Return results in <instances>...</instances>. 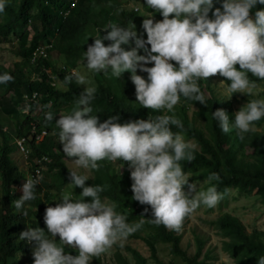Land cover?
Listing matches in <instances>:
<instances>
[{
  "label": "clouds",
  "instance_id": "1",
  "mask_svg": "<svg viewBox=\"0 0 264 264\" xmlns=\"http://www.w3.org/2000/svg\"><path fill=\"white\" fill-rule=\"evenodd\" d=\"M100 1L105 8L133 10L140 18L121 24L106 16L102 8L93 10L87 0H52L55 4H65L62 19L81 26L85 33L90 32V39L84 49L75 45L80 56L74 67H64L60 58L58 65V57L50 56L53 52L57 56V52L48 50L54 38L60 41L59 30L63 26L74 30L68 24L60 26L52 37H47L48 42L34 49L33 55L53 58L57 66L66 70L65 76L50 74L41 91H24L16 103L1 107L11 125L21 126L23 121L31 125L35 143L59 129L56 137L59 144L52 147L51 154H56L60 161V185L42 189L43 200L45 195H52L51 201H44L45 212L41 218L37 213L31 216L34 227L27 226L25 230L23 227L17 233V240L27 250L24 252L27 264H90L93 257L112 259L117 250L124 257L130 255L127 248L133 247L125 242L136 239L128 235L140 232L138 229L146 217L129 225L132 222H126L124 214L116 212L115 200L102 195L111 184L97 182V177H120L126 181L133 199L151 206L150 222L179 234H183L189 215L197 208L202 205L214 208L223 199L215 186L191 197L195 191L192 182L205 179L191 180V174L182 170L181 161L194 159L195 145L173 133V127L183 128L179 119L162 115L154 120L138 119V116L120 120L118 115L107 113L104 103L101 110L93 107L95 100L113 98L117 89L129 87L131 107L162 110L164 114L165 110L173 111L181 96L206 105L197 84L199 79L220 76L228 86L227 99L236 92L253 94L256 85L250 81L249 73L264 80V10H256L252 15V9L257 4L264 5V0H223L222 10L213 9V0ZM210 10L212 19L208 16ZM18 11L0 0V22L1 17L5 19L4 12L15 15ZM80 64H84L87 74H92L93 87L81 88L87 83L86 78L72 72ZM94 75L100 79L96 80ZM40 78L36 72L30 76L33 81ZM13 79L8 73L0 75V83ZM73 80L77 84L70 89ZM47 89L61 95L47 96L44 94ZM66 93L72 98L71 104L65 102ZM213 94L218 98L214 91ZM12 95L13 91L8 92L3 102ZM69 105L75 106L71 114L66 109ZM212 116L224 133L235 128L243 138L253 130L254 122L264 117V100L248 102L246 108L235 112L233 122L223 109L215 110ZM19 140L21 145L17 143ZM13 144L14 152L22 156L24 169H29L32 148L26 137L14 135ZM34 161L37 166L22 178L23 194L15 201L17 209L36 198L34 188L43 176L56 175V167L48 170L52 155H42ZM208 179L218 181L220 177L212 173ZM87 183L92 186H86ZM120 187L123 188L121 184ZM65 248L78 254H67ZM110 249L113 252L107 257ZM18 252L22 256V249ZM258 264H264V256Z\"/></svg>",
  "mask_w": 264,
  "mask_h": 264
},
{
  "label": "trees",
  "instance_id": "2",
  "mask_svg": "<svg viewBox=\"0 0 264 264\" xmlns=\"http://www.w3.org/2000/svg\"><path fill=\"white\" fill-rule=\"evenodd\" d=\"M87 2L93 10L102 8L106 16L114 17L121 24L135 22L140 18V15L133 10H114L113 7L109 6L105 8L100 0H87ZM5 3L7 6L19 9V11L15 15L4 12L5 19L1 17L0 22V41L16 40L15 54L19 60L12 62L10 66L0 64V75L8 73L14 77L11 82L0 83V264H22L21 260H17L16 252L22 249L21 257H24L27 255V253L24 254L27 250L17 240L19 237L17 233L23 227L24 230L27 226L34 227L31 216L37 213L41 218V213L45 212L44 201H51L52 195H45L43 200L40 196L42 189H50L60 185L62 177L60 161L56 159V154H51L52 147L59 144L56 140L59 129L55 128L54 134L46 136L42 142L35 143L30 130L31 125H28L26 121H23L21 126H17L15 123L11 125L7 120L8 118L4 116L1 107L16 103L24 91H41V88L47 85L44 81L50 74L58 77L65 76L66 70L57 66L53 58L49 56L40 58L33 55L34 49L40 43L48 42L47 39L49 38L47 37H52L60 26L68 24L74 30L63 28V26L59 30V34L60 41L64 44L62 45L57 38H54V43L48 51H56L57 57L62 59L64 67L76 65V60L80 55L75 49V45L84 49L85 43L91 35L90 32L85 33L81 26H73V22L62 19L61 10L65 7L64 3L55 4L52 0H5ZM222 3L223 0H213V9L221 8L222 10ZM256 10H264V5L257 4L256 8L252 9L253 16ZM208 16L210 19L214 18L211 10ZM30 33L31 36L29 37ZM75 37L80 40L75 39ZM149 65L152 66V63ZM47 69H50V73L47 72ZM35 72L41 78L34 81L30 80L31 74ZM248 75L250 81L254 82L255 85L264 83V80L254 77L250 73ZM94 78L100 79L97 75H94ZM213 78L214 76L208 80H197L200 91L205 96L206 105L181 96L179 103L174 106L172 112L165 110L166 112L163 114L162 110H145L137 106L133 108L130 106L132 99L127 96L129 87L117 89L113 98L103 101L95 100L92 105L101 110L105 104L107 113L113 116L118 115L120 120L137 116L138 119L149 120H154L157 116L162 115L174 116L182 122L183 128L173 127V133L180 134L183 139L192 140L195 144L194 159L191 162H180L184 173L191 174V180L205 179L209 181V176L216 173L220 179L209 181L205 190L210 186H215L216 190L223 194V201L226 200L231 188H236L240 193L255 192L264 204V117L253 124L254 127L260 129H253L245 133L243 138L240 137L235 128L224 133L219 127L218 121L213 118L212 112L217 109L225 110L231 122L234 120V113L228 108L230 106L228 101H220L214 96L211 89ZM226 82L228 85L230 84V81ZM75 84H77L75 80L70 82V89L75 87ZM10 91H13V95L6 102H3V98ZM44 94L53 97L61 95L60 92H53L49 89L45 90ZM237 97L238 94H235L234 98ZM65 102L67 104L72 103V98L68 93H66ZM73 105L66 107L69 114L75 107ZM14 114L17 115L16 112ZM202 125L203 127H201ZM14 135L25 136L32 148V151H29L31 166L27 170L18 168L12 159L11 154L15 150ZM42 155L53 156V161L47 165L49 171L54 167L57 168L54 171L56 175L53 173L50 176H43V179L34 188L36 198L32 201H26L20 209H17L15 201L20 199L23 192L18 193L16 186L28 172L32 173L31 170L34 166H37L34 163V158H39ZM64 178L68 179L67 171H65ZM96 181L111 184L112 187L102 195L115 200L116 212L124 214L126 222L138 221L140 218L146 217L143 219L142 227L138 229L140 232H134L128 236L144 241L148 246L149 255L140 253L136 248H127L130 250V255L124 257L117 250L112 258V264H162L158 252L159 243L167 244L169 253L177 257L182 264H205L209 259H215V256L202 253L201 240H197L195 252L188 254L181 246L182 233L169 230L163 225L152 224L150 222L152 219L151 206L141 204L133 199V192L128 189V183L120 177L117 179L110 176L97 177ZM120 184L123 188L120 187ZM86 186L92 185L87 183ZM100 198L102 199L101 196ZM52 203L55 202L52 201ZM212 209L214 208L208 207L206 211ZM206 223L223 238L221 249L231 258L232 264H258L259 258L264 256V231L254 229L247 232L244 225L230 214L207 220ZM134 224L136 222L129 225ZM57 243L59 244V242ZM64 251L71 255L78 254L76 250L70 251L65 248ZM30 262L32 261L30 260ZM90 264L108 263H105L102 256H99L93 257ZM169 264L176 263L171 260Z\"/></svg>",
  "mask_w": 264,
  "mask_h": 264
},
{
  "label": "rangeland",
  "instance_id": "3",
  "mask_svg": "<svg viewBox=\"0 0 264 264\" xmlns=\"http://www.w3.org/2000/svg\"><path fill=\"white\" fill-rule=\"evenodd\" d=\"M131 6V4L129 5ZM154 22L157 20L152 18ZM13 37V36H11ZM17 43L16 40H3L0 41V64L3 66H10L12 62L19 60V57L15 54ZM50 56L57 58L56 54L53 52L50 53ZM57 64H60V59H56ZM83 67V68H82ZM76 71L83 75L87 83L81 85V88L93 87L91 73L87 74L84 64H80L77 69H72V72ZM47 72H49L47 70ZM213 91L221 101H228L230 103L231 110L237 112L240 108H246L248 102L252 100H264V83L258 84L253 89L252 95H247L245 93L236 92L231 95L230 99L228 97V86L224 80L218 76L214 78ZM235 94H238V97L235 99ZM234 96V97H233ZM203 127V125L201 126ZM253 129L259 130V127H254ZM185 142L194 144L192 140ZM195 145V144H194ZM16 163L24 170L25 164L23 162L22 156L17 152L12 153ZM24 179L21 180V185L17 187V192L21 193L22 185ZM195 185V191L191 193V197H194L202 189L206 191V187L209 184L208 180L194 181L192 182ZM185 192H188V187L184 189ZM110 205L107 202H103ZM207 206L202 205L197 208L191 215H189V220L185 226L183 232V238L181 241V246L185 249L188 254H193L197 248V240L202 241V253H208L209 256H215L214 260H208L205 264H232L231 258L221 249L223 238L219 236L215 230H213L207 220L218 218L224 214H230L237 218L246 228L247 232H251L254 229H260L264 231V204L261 202V198L255 192L250 194L240 193L236 188H231L226 196V200H220V202L212 209L211 211H206ZM125 244L130 245L133 248H136L140 253L144 255H149V249L145 242L130 239L125 242ZM113 252V249L106 254L109 257ZM159 258L162 261V264H169L173 260L176 264H182L180 260L169 253V247L165 243L158 244ZM17 260H21L22 264H27L28 259L26 257H21V254L18 252L16 254ZM130 260V259H129ZM150 261H152L150 259ZM105 263L112 264L111 258H105ZM151 264V263H150Z\"/></svg>",
  "mask_w": 264,
  "mask_h": 264
},
{
  "label": "built area",
  "instance_id": "4",
  "mask_svg": "<svg viewBox=\"0 0 264 264\" xmlns=\"http://www.w3.org/2000/svg\"><path fill=\"white\" fill-rule=\"evenodd\" d=\"M17 143H18V145H21L22 144V140H19Z\"/></svg>",
  "mask_w": 264,
  "mask_h": 264
}]
</instances>
